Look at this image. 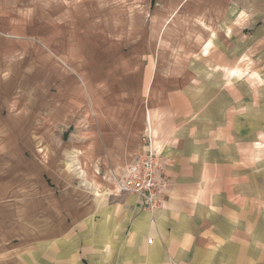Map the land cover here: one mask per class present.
<instances>
[{
    "label": "rangeland",
    "instance_id": "obj_1",
    "mask_svg": "<svg viewBox=\"0 0 264 264\" xmlns=\"http://www.w3.org/2000/svg\"><path fill=\"white\" fill-rule=\"evenodd\" d=\"M100 124L143 144L151 127L163 154L192 145L202 199L243 202L245 187L264 217V0H0V264H86L37 218L106 177L80 152Z\"/></svg>",
    "mask_w": 264,
    "mask_h": 264
},
{
    "label": "crops",
    "instance_id": "obj_2",
    "mask_svg": "<svg viewBox=\"0 0 264 264\" xmlns=\"http://www.w3.org/2000/svg\"><path fill=\"white\" fill-rule=\"evenodd\" d=\"M98 126L102 127L100 135L95 141L83 142L80 152L103 163L106 177L98 181L95 191L78 187L75 193V186L65 188L61 201L43 202L45 211L37 218V226L49 237L47 242L63 251L65 261L73 254L86 264H248L249 258L263 260L264 217L258 212L249 214L245 187L243 202L230 199L223 205L211 204L202 199L203 185L208 183L204 175H209L201 171L192 145H169L163 154L166 200L150 213L140 207L137 195L121 193L118 182L107 179L117 172L115 164L126 166L145 151L139 140L141 129L130 133L115 124L113 132L107 133V127ZM133 139L139 142L138 151L129 147ZM69 184H76L75 179ZM60 232L64 236L57 237ZM54 233L56 238H51Z\"/></svg>",
    "mask_w": 264,
    "mask_h": 264
},
{
    "label": "built area",
    "instance_id": "obj_3",
    "mask_svg": "<svg viewBox=\"0 0 264 264\" xmlns=\"http://www.w3.org/2000/svg\"><path fill=\"white\" fill-rule=\"evenodd\" d=\"M145 137V151L123 167L118 187L120 192L137 195L140 207L154 213L166 200L168 183L163 152L154 141L151 127Z\"/></svg>",
    "mask_w": 264,
    "mask_h": 264
},
{
    "label": "bare ground",
    "instance_id": "obj_4",
    "mask_svg": "<svg viewBox=\"0 0 264 264\" xmlns=\"http://www.w3.org/2000/svg\"><path fill=\"white\" fill-rule=\"evenodd\" d=\"M214 33H215V32H214ZM214 33H213V34H214Z\"/></svg>",
    "mask_w": 264,
    "mask_h": 264
}]
</instances>
